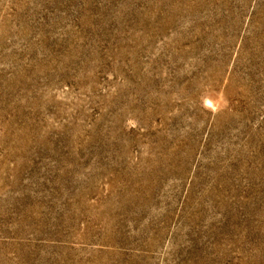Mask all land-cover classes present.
I'll return each instance as SVG.
<instances>
[{"label":"rangeland","instance_id":"rangeland-1","mask_svg":"<svg viewBox=\"0 0 264 264\" xmlns=\"http://www.w3.org/2000/svg\"><path fill=\"white\" fill-rule=\"evenodd\" d=\"M0 264H264V0H0Z\"/></svg>","mask_w":264,"mask_h":264}]
</instances>
